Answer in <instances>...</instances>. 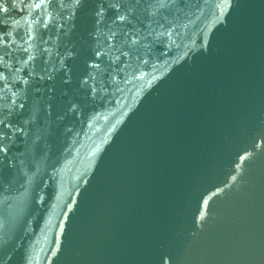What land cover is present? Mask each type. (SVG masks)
<instances>
[{
	"label": "water",
	"instance_id": "water-1",
	"mask_svg": "<svg viewBox=\"0 0 264 264\" xmlns=\"http://www.w3.org/2000/svg\"><path fill=\"white\" fill-rule=\"evenodd\" d=\"M0 264H264V0H0Z\"/></svg>",
	"mask_w": 264,
	"mask_h": 264
}]
</instances>
